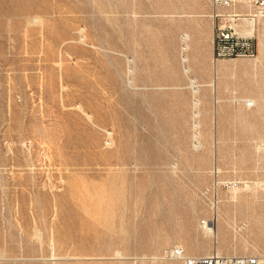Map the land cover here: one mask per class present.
<instances>
[{"label":"rangeland","instance_id":"374dc122","mask_svg":"<svg viewBox=\"0 0 264 264\" xmlns=\"http://www.w3.org/2000/svg\"><path fill=\"white\" fill-rule=\"evenodd\" d=\"M212 12L0 0V264H184L177 245L264 257V18L255 58L215 61ZM218 62L232 76L214 88Z\"/></svg>","mask_w":264,"mask_h":264},{"label":"built area","instance_id":"2783aa9c","mask_svg":"<svg viewBox=\"0 0 264 264\" xmlns=\"http://www.w3.org/2000/svg\"><path fill=\"white\" fill-rule=\"evenodd\" d=\"M212 5L214 60L255 58L258 55V47L254 24L264 18V0H212ZM189 41V37L183 34L181 62L192 90L194 138L199 142L197 122L201 115L199 109L201 84L192 73ZM243 102L248 108L256 105L253 99H244ZM167 256L179 259L184 264H264V257L260 255H224L218 251L203 255H189L179 245L169 249Z\"/></svg>","mask_w":264,"mask_h":264},{"label":"crops","instance_id":"0c3cea01","mask_svg":"<svg viewBox=\"0 0 264 264\" xmlns=\"http://www.w3.org/2000/svg\"><path fill=\"white\" fill-rule=\"evenodd\" d=\"M208 48H209V52H208L209 55L208 56L210 57L211 54H212V59H214L213 58V50H214L213 39L210 41ZM213 69H214V73H215L214 74V78H213V80L210 83H208L206 85H212L211 83H215L212 86L214 88H216L217 87V79H219V77L221 79L220 81L228 83V81L226 79L228 77L232 76V74H231L232 71H231V69H230V67L228 65L222 64L220 62L213 63ZM217 73L219 75H217ZM255 100H257V99H255Z\"/></svg>","mask_w":264,"mask_h":264},{"label":"bare ground","instance_id":"6f19581e","mask_svg":"<svg viewBox=\"0 0 264 264\" xmlns=\"http://www.w3.org/2000/svg\"><path fill=\"white\" fill-rule=\"evenodd\" d=\"M37 19V18H36ZM256 29V27H255V25H254V30ZM184 35H186L187 37H189V39H190V35L188 34V33H185ZM85 36V35H84ZM62 83V82H61ZM212 85H214L215 83H211ZM82 107V106H81ZM80 107V108H81ZM83 108V107H82ZM79 109V108H78ZM84 112V111H83ZM85 114V113H84ZM86 115H89V114H86ZM88 117V116H87ZM90 118V117H89ZM90 121H91V119H90ZM109 131V130H108ZM109 134V133H108ZM109 136V135H108ZM110 136H112V135H110ZM110 138V137H109ZM108 141V140H107ZM110 141V140H109ZM113 141V140H112ZM111 141V142H112ZM199 141V140H198ZM111 144H113V142L111 143ZM107 145H108V143H107ZM111 147V146H110ZM250 188V187H249ZM234 189V188H233ZM235 197V196H234ZM212 224V223H211ZM215 221H214V225L212 226V227H208L210 230H212L213 231V236L214 237H218L219 236V234H220V231H219V227L218 228H216L215 227ZM219 252V251H218ZM119 253H121V252H119ZM118 253V254H119ZM220 253V252H219ZM7 260V259H6ZM28 260V259H27ZM61 260V259H60Z\"/></svg>","mask_w":264,"mask_h":264}]
</instances>
